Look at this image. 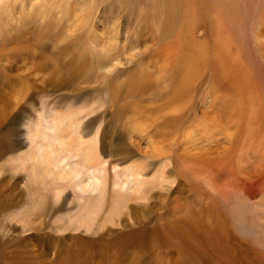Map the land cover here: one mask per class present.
I'll return each instance as SVG.
<instances>
[{
  "label": "rangeland",
  "instance_id": "374dc122",
  "mask_svg": "<svg viewBox=\"0 0 264 264\" xmlns=\"http://www.w3.org/2000/svg\"><path fill=\"white\" fill-rule=\"evenodd\" d=\"M196 2L210 21L195 22L190 36L239 64L253 93L257 121L242 133L232 129L239 96H222L232 82L211 58L184 77L177 59L190 52L180 24L163 30L162 17L131 11L124 0H0V264H191L173 232L189 215L203 232L216 215L205 172L225 173L230 162L250 179L264 168L252 157L264 156L255 145L264 149V47L256 54L264 0ZM236 13L252 64L233 33ZM135 71L150 79L130 92ZM49 122L81 166L105 163L103 197L82 200L67 179L40 175L39 149L56 148ZM113 167L121 178L139 175L141 187L112 193ZM252 181L246 193L260 194ZM231 237L247 251L240 235Z\"/></svg>",
  "mask_w": 264,
  "mask_h": 264
},
{
  "label": "bare ground",
  "instance_id": "6f19581e",
  "mask_svg": "<svg viewBox=\"0 0 264 264\" xmlns=\"http://www.w3.org/2000/svg\"><path fill=\"white\" fill-rule=\"evenodd\" d=\"M124 1L132 5L134 9L131 11L139 14V10L147 18L155 20L162 17L163 30H168L175 23L176 26L180 24L183 45L190 52L186 53L183 50L177 59L179 68L184 71V77H189V81L191 77L197 74L201 65H207L209 58H211L212 61L208 65H212L218 74L224 73V77L232 82L231 92L227 93L225 91V95L222 96L227 99V96L231 98L236 95L239 96L238 102L231 108L232 113H238L237 122L233 123L232 129H235L237 133H242L247 128L253 127L254 123L256 124L257 118L255 117L252 101L254 96L248 84L245 83L246 79L243 77L242 67L239 64L230 66L221 54L213 57L206 41H197L190 36L191 27L195 22L199 24L201 20L210 21L208 16H203L200 12L204 8L202 3L196 2L197 0H190V4L186 0ZM192 11L194 16H192ZM174 12L176 15H172ZM235 18L236 24L233 25V33L237 39V36H241L247 31L241 21L242 14L236 13ZM243 47L247 55H245L246 60L251 64L257 61L252 48L250 47L251 53L248 46L243 44ZM263 47L264 44L256 46V54L260 58ZM260 70H258V73H260ZM149 79L138 75L135 71L130 74L125 87L130 92L136 89L138 85L139 88L143 86L146 88ZM222 87L226 88L224 85ZM111 92L115 96L118 94L114 83L111 84ZM118 101V99L114 100L115 103ZM262 111L264 113V104H262ZM50 123H48L46 129L52 133L51 140L56 144V148L47 155L42 151L44 150L42 147L39 149L40 175L52 181H55L56 174L63 177V179H67L72 183L73 188L82 200H85L87 196L93 197V199L103 197L104 191L107 190L105 163L98 161L92 165L81 166L77 161L79 155L70 153V149H66L61 141L59 142V136L56 137L54 134V131H56L58 135L60 128ZM223 123H226V121H223ZM241 136L238 135L237 138ZM255 143L257 142L254 140ZM255 145L262 155L264 149L259 144ZM252 157H254L257 164L261 163L260 169L262 166L264 167V156ZM225 164V173L221 168L222 170L214 172L215 175L210 174L208 171L204 174L207 173L208 176H211L208 185L211 191H213V187L216 189V200H218L215 205L216 215H213L206 224L207 229L202 232L197 217L189 215L183 219L185 224L180 225L181 228L178 230L176 228L177 232L174 231L173 233L183 241L179 244L180 249L191 264H264V261H262L264 258V168L261 171H254L258 173L253 174L249 179L244 165L234 164L230 166V162ZM168 165V163H165L164 169H167ZM112 171L111 192L117 193V195H122V191L138 190L143 183L139 175L125 172L123 178H121L116 168L113 167ZM248 179L249 181L253 180L250 184L251 187L255 184L260 186V194H251L248 191L246 193ZM259 195L258 201L256 196ZM232 230L246 242V252H239V246L233 244Z\"/></svg>",
  "mask_w": 264,
  "mask_h": 264
}]
</instances>
